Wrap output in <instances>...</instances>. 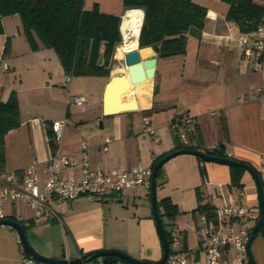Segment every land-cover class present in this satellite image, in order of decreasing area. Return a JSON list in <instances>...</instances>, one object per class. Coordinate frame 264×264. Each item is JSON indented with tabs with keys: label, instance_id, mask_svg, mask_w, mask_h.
Returning a JSON list of instances; mask_svg holds the SVG:
<instances>
[{
	"label": "crops",
	"instance_id": "obj_1",
	"mask_svg": "<svg viewBox=\"0 0 264 264\" xmlns=\"http://www.w3.org/2000/svg\"><path fill=\"white\" fill-rule=\"evenodd\" d=\"M120 2L119 8L122 9V0ZM84 8H90L86 0ZM206 8L207 15L199 37L194 35V31L185 34L184 54L159 57L158 52L152 50L153 46L144 47L148 54L156 57L151 93L145 95L150 87L138 92L136 110L111 115L102 113L103 92L111 75L124 73L123 65L117 67L112 64L108 77H70L66 81L67 76L53 49L43 47L36 38L38 46L31 49L20 17L16 14L2 17L0 102L7 101L11 91H15L21 121L17 129L5 135L4 170L21 169L35 162L36 171L42 177L51 152L47 131L53 120L63 117L69 123L64 128L60 143L62 152L77 156L80 145L85 143L89 147V162L94 169L150 168L154 159L176 150V146L181 144L171 123L188 115L196 122L188 146L203 152L222 148L225 158L245 162L259 172L260 180L264 181L259 171L264 160V97L251 98L264 81V54L250 60L243 58L233 46L238 30L225 20L227 8L223 16L214 9ZM105 12L120 14L115 9ZM5 41H8V49L1 58ZM80 84L82 87L79 88ZM86 84H91V87ZM85 90L88 97L84 94ZM78 94L85 95L87 103L83 107L67 106V96ZM144 116L150 118L154 135L143 132ZM106 135L111 137V141L103 151ZM72 171L77 174L78 168ZM229 181L228 165L205 161L191 154L176 155L161 167L156 186L157 201L168 198L178 208L179 214L172 221L170 230L176 228L180 237H185L186 250L197 264H202L200 224L198 213H193L198 200L211 205L213 197L217 196L218 205L228 201L241 203L249 210L248 228L254 225L258 215L257 191L250 173L247 170L243 172L240 190L230 187ZM262 193L264 201V185ZM146 195L149 192L136 185L100 199L80 196L72 201L52 203V207L60 218L58 222L65 238L104 223L102 203L113 198L125 203V210L120 212L114 208L117 204L112 206L110 203L108 207V214L111 212L108 220L117 221L119 217L116 236L103 241L97 234L99 240H87L77 245V254L110 248L122 250L136 259L157 261L161 257V249L151 210L144 207V214L138 216L134 230H129L131 221L136 218L134 210L137 208L132 203L134 210L131 216L128 215V203ZM82 201L94 204L82 211ZM66 202L68 205L64 204ZM25 207L27 205L21 201L0 202L3 218L12 216L17 220L35 221L32 213L24 212ZM0 227L9 231L11 245L14 246L13 229ZM257 237L260 239L253 247L250 245V253L255 264H264L261 250L264 237L258 234L254 240ZM10 260L13 261V258Z\"/></svg>",
	"mask_w": 264,
	"mask_h": 264
},
{
	"label": "trees",
	"instance_id": "obj_2",
	"mask_svg": "<svg viewBox=\"0 0 264 264\" xmlns=\"http://www.w3.org/2000/svg\"><path fill=\"white\" fill-rule=\"evenodd\" d=\"M220 1L227 5L225 20L233 24L238 32H248L259 24H264L263 3L255 0ZM122 6L124 11H142L137 46H157L159 57L184 54L185 34L194 31V35L199 37L207 15V8L193 0H122ZM14 14L20 17L23 33L31 49L37 48L36 39L43 47L53 49L66 76L108 77L114 62L115 48L122 42L119 30L120 16L100 12L96 3L91 9H85L84 0H0V34L3 31L2 17ZM7 49L8 41H5L1 58L6 55ZM20 124L18 100L15 91H11L7 101L0 102V170H4L5 135L17 129ZM222 130L225 132L224 125ZM47 138L50 150L54 151L57 145L51 129L47 131ZM186 148L194 147L181 144L176 146V150ZM212 152L215 156L226 157L222 148ZM165 155L154 159L150 170ZM228 167L229 186L240 190L245 169ZM257 174L259 175V172ZM160 175L161 168L156 173V186ZM261 183L263 186L264 181L261 180ZM157 208L169 242L170 228L166 226L170 227L179 210L168 198L157 201ZM194 212L204 214L206 218L214 217L212 206L209 203H200V200ZM8 218L20 222L25 231L27 226L34 225L31 219L22 221L12 216ZM252 228L253 225L249 228V235ZM258 234L264 237V221L254 238ZM181 242L185 250L184 236H181ZM102 261L103 264L127 263L116 256L102 257Z\"/></svg>",
	"mask_w": 264,
	"mask_h": 264
},
{
	"label": "built area",
	"instance_id": "obj_3",
	"mask_svg": "<svg viewBox=\"0 0 264 264\" xmlns=\"http://www.w3.org/2000/svg\"><path fill=\"white\" fill-rule=\"evenodd\" d=\"M122 17L123 14L120 15L121 21ZM233 46L246 60L263 55L264 24H259L248 32H238L233 40ZM69 78L67 76L66 81ZM261 97H264V81L251 95L253 99ZM86 103L87 97L83 94L68 95L66 99L67 106L83 107ZM68 123L69 120L63 117L53 120L50 124L57 146L46 160L42 177L36 171L35 162L17 170H0V202L21 201L27 205L33 219L60 221L52 203L72 201L80 196L100 199L136 185L143 186L146 191L149 190L151 170L148 167L134 166L125 170L109 171L94 169L90 165L89 147L85 143L80 145L77 156L62 152L60 143ZM195 124V119L188 115H183L179 120L171 123L182 145H189ZM142 129L149 135L155 133L148 116L142 118ZM110 141L111 137L106 135L102 146L103 151L107 149L106 145ZM76 167L77 174L72 171ZM259 171L264 177V160L261 162ZM216 199L217 196H214L211 202L213 218L198 214L199 234L202 239V264H251L247 253L250 236L247 227L250 216L248 208L237 201L218 205ZM0 218H3L1 212ZM14 234L22 254V264H47L28 258L21 249L17 233L14 232ZM168 248V255L163 264H197L186 248L183 249L180 232L176 228L170 230ZM78 256L80 254L71 256L65 246L61 259L68 261ZM79 264H103V261L95 258Z\"/></svg>",
	"mask_w": 264,
	"mask_h": 264
},
{
	"label": "water",
	"instance_id": "obj_4",
	"mask_svg": "<svg viewBox=\"0 0 264 264\" xmlns=\"http://www.w3.org/2000/svg\"><path fill=\"white\" fill-rule=\"evenodd\" d=\"M152 50L157 53L158 47L153 46ZM100 61V59H99ZM124 73L119 75H111L108 82L105 85L103 92L102 101V113L103 115L117 114L126 111L136 110L137 104L135 98L140 95L137 91L134 94L132 102H117V97L122 92L136 86L142 82L147 81L150 84V90L145 93V95H150L152 88V80L155 71L156 57L151 56L145 50V48H139L129 50L124 54ZM179 154H191L202 160L216 162L228 166L242 167L247 170L253 178L258 198V215L255 219L253 228L251 230L249 241L247 245V253L251 264H255L252 255L250 253V245L253 241L255 233L259 230L260 225L264 221V201L262 193V183L257 174V172L250 166L242 164L241 162L222 158L215 156L212 151H200L193 148L178 149L174 150L161 159H159L153 166L150 174V186H149V196H150V207L151 216L154 222L156 233L160 243L161 257L157 261L142 260L132 257L130 254L117 249L101 248L85 252L78 257L72 258L70 260H64L61 258H51L39 254L28 242L26 232L22 224L11 218H0V226H7L12 228L19 237V242L23 253L30 259L47 263V264H79L81 262H87L98 257L105 256H116L119 259L130 263V264H163L168 255V241L166 239L165 231L162 226V222L159 216L157 208V198H156V173L162 167V165L168 161L170 158ZM122 264V263H117Z\"/></svg>",
	"mask_w": 264,
	"mask_h": 264
},
{
	"label": "rangeland",
	"instance_id": "obj_5",
	"mask_svg": "<svg viewBox=\"0 0 264 264\" xmlns=\"http://www.w3.org/2000/svg\"><path fill=\"white\" fill-rule=\"evenodd\" d=\"M193 1L201 5H204L210 9H214L218 14H221L222 16L225 13V9L227 8V5L221 2L220 0H193ZM255 2L264 4V0H255ZM95 3L98 6V10L102 13L111 14V13L105 12L111 9L120 11V14L124 12L123 6H122V9L119 8V6H121L119 5L121 4L120 0H86V4L88 5V7H90L89 9H91ZM120 14L119 15L114 14V15L120 16ZM119 30H120V26H119ZM113 64L117 66L120 64V67H121L122 65L124 66V61L122 60L121 62H118L114 58ZM86 86L89 88L91 87V84L89 85L86 84ZM80 87H82V84L79 85V88ZM85 93H87L86 90L84 94ZM85 95L88 97L87 94ZM20 146L22 145L20 144ZM114 199L115 198L109 199V201H106L107 203H102L104 205L103 206L104 208L103 222L104 223H102L100 226L96 225L94 226V228H92L91 226V228L88 227L86 229H82V233L79 232L78 235L76 236L74 235L75 237L74 236L72 237L70 234L64 238L60 223L58 221H54L51 223V222H45L43 220L38 221L37 219H35L34 225L26 227L25 232H26L28 242L39 254L44 255V256H52L55 258H59L60 256H62L65 246H67L70 255H76L77 245H80L87 240H92V241H94L95 239L99 240L100 236L97 234L101 235L100 240H103V241H106V239L109 237H115L118 232L116 224L119 223V217L117 213L112 212V213L117 214L118 220L117 221L108 220L107 217L109 214H111V212L108 214V210H109L108 207L110 203H112V206L114 204H117V206H115L114 208L119 210L120 212V211L125 210V206H124L125 203H120L117 200L115 201ZM132 203L135 204V207L137 208L136 210H134ZM64 204L68 205L67 202ZM93 204H94L93 202L88 203L87 201H82L80 210L83 211L89 206H93ZM105 205H108V206H105ZM144 207L145 208L147 207L149 211L151 210L149 195H146L145 197H141V198H135L134 202L129 201L128 207H127L129 211L127 214L131 216V213L133 212V210L134 212H136V218H134L133 221H131L129 225L130 231L132 229L134 230V225L137 222L138 216L139 215L141 216L144 214ZM24 212L28 214L31 213L28 207H25ZM3 228L5 227H0V264H14V262H16V264H22V261H21L22 254L19 249V244L16 242L15 234L13 235L14 236L13 238L15 241L14 243L15 247H14L13 245H11L10 234L8 233L9 231H5V229ZM166 228H170V227L166 226ZM14 232L15 231L13 230V233ZM258 238L260 239V237H257L252 242L251 247H253L254 243L257 242ZM6 245H8V248L6 247ZM261 250L263 251L262 254L264 257V246H261ZM11 257L13 258V261L10 260ZM97 259L102 260V257H98Z\"/></svg>",
	"mask_w": 264,
	"mask_h": 264
},
{
	"label": "bare ground",
	"instance_id": "obj_6",
	"mask_svg": "<svg viewBox=\"0 0 264 264\" xmlns=\"http://www.w3.org/2000/svg\"><path fill=\"white\" fill-rule=\"evenodd\" d=\"M141 16L142 11L140 9L127 10L123 13L120 26L122 42L116 46L114 51V58L118 62H121L123 60L125 52L137 47V38L140 28ZM149 87L150 84H148L147 81L142 82L119 94L117 100H121V102H132L134 91H145Z\"/></svg>",
	"mask_w": 264,
	"mask_h": 264
}]
</instances>
